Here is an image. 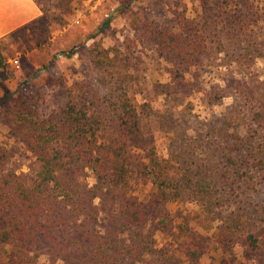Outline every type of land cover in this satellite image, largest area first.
<instances>
[{
  "label": "trees",
  "instance_id": "16d2710c",
  "mask_svg": "<svg viewBox=\"0 0 264 264\" xmlns=\"http://www.w3.org/2000/svg\"><path fill=\"white\" fill-rule=\"evenodd\" d=\"M36 2L42 6V0ZM194 5L195 17L178 16L168 38L160 41L165 56H171L170 98L189 97L185 65L196 69L192 77H201L212 73L217 57L224 61L226 72L247 77L256 61L264 59V0H195ZM143 23L135 22L134 30ZM89 53L103 75L101 82L110 89L102 101L80 103L71 93L59 122L54 116L22 109L17 114V125L32 137L35 162L33 178L0 167V246L10 248L8 264H42L44 256V264H200L202 252L190 246L176 248L170 256L161 254L164 248L157 244L164 236L166 219L158 205L146 204L138 191L150 185L159 203L165 204L183 201L192 193L207 220L224 201L237 203L225 187L231 185L233 192V184L252 182L260 168L250 156L257 160L264 154V83L257 93L239 94L249 135L229 142L220 162H201L188 148L163 157L146 142L148 116L139 113L128 95L131 78L126 70L131 69V56L99 43ZM7 65L0 44V71ZM155 90L158 96L165 93L159 87ZM226 91L219 87L200 92L197 87L193 95L200 93L208 105L220 106ZM102 108L108 112L102 113ZM228 117L232 122L239 118ZM225 126L222 123V131L228 133ZM248 148L253 149L244 153ZM211 149L209 145L205 153ZM131 150L144 154L130 157ZM90 177L93 186L87 183ZM234 217L231 222L240 228L244 217L238 211ZM224 228L216 229V240L226 236ZM235 244L245 247L251 257L264 253L263 245L250 234L240 241L238 236Z\"/></svg>",
  "mask_w": 264,
  "mask_h": 264
},
{
  "label": "rangeland",
  "instance_id": "374dc122",
  "mask_svg": "<svg viewBox=\"0 0 264 264\" xmlns=\"http://www.w3.org/2000/svg\"><path fill=\"white\" fill-rule=\"evenodd\" d=\"M68 2L42 0L41 18L0 40L8 60L18 58L21 65V69L16 70L8 64L0 71L2 169L34 177L31 166L35 159L30 151L33 148L32 137L29 131H22L16 123L20 109L42 117L54 116L59 122L60 110L71 93L80 103L91 102L93 98L102 101L109 94V86L101 82L103 75L92 64L89 53L98 43L106 49L117 48L131 56V69L126 70L131 78L128 95L139 113L144 118L149 117L144 135L158 155L169 157V154L186 152L188 148L201 162L218 163L229 142L249 135L248 125L241 118L239 107L243 103L238 96L257 93L263 86L262 58L256 61L253 74L247 77L226 72L222 67L224 61L217 57L211 66L212 73L201 77H192L196 69L185 65L183 72L189 85L186 91L189 97H167L172 64L171 56H165L160 41L168 38L167 32L173 30L178 16L186 20L195 17V0ZM142 20L145 23L141 29L134 30L133 24ZM159 33L162 35L155 38ZM205 65L204 62L202 66ZM4 76L8 79L4 80ZM147 85L149 89L144 88ZM156 87L165 93L158 96ZM197 87H200V92L207 90L209 93L215 88L225 87L226 97L220 106H210L200 93L193 95ZM149 105L151 108H146ZM101 112L108 111L102 108ZM231 115L239 118L232 122L228 117ZM222 123L226 124L228 133L222 131ZM195 143L198 147L190 145ZM209 145L212 149L208 154L205 150ZM215 148H219L217 153L212 152ZM252 149L248 148L244 153H250ZM138 154L144 153L131 150L129 155L135 157ZM250 160L258 164L260 170L249 184H233L236 188L233 192H230L231 185L226 186L225 191L237 203L233 199L224 201L223 207L220 206L210 220L201 214L202 207L195 204L192 193L188 192L183 201L165 204L159 203L150 185L140 187L138 192L145 203L158 205V211L166 219L162 225L164 236L157 244L158 248H164L163 256H170L176 248L190 246L202 252L200 264H264V253L251 257L245 247L235 244L238 236L240 241L250 234L263 245L264 252V154L257 160L250 156ZM87 183L93 186L95 181L90 177ZM237 211L240 217H244L240 228L230 220V217L235 218ZM155 224L152 221L151 226ZM223 225L226 236L218 241L213 234ZM9 253V247L0 246V264H8ZM46 261L44 256L41 263Z\"/></svg>",
  "mask_w": 264,
  "mask_h": 264
},
{
  "label": "crops",
  "instance_id": "0c3cea01",
  "mask_svg": "<svg viewBox=\"0 0 264 264\" xmlns=\"http://www.w3.org/2000/svg\"><path fill=\"white\" fill-rule=\"evenodd\" d=\"M42 17L36 0H0V40Z\"/></svg>",
  "mask_w": 264,
  "mask_h": 264
},
{
  "label": "built area",
  "instance_id": "2783aa9c",
  "mask_svg": "<svg viewBox=\"0 0 264 264\" xmlns=\"http://www.w3.org/2000/svg\"><path fill=\"white\" fill-rule=\"evenodd\" d=\"M8 64L16 70L21 69L20 61L18 58L8 60Z\"/></svg>",
  "mask_w": 264,
  "mask_h": 264
}]
</instances>
